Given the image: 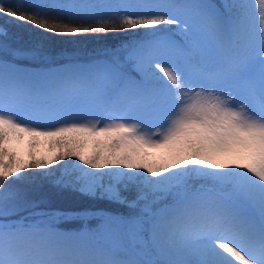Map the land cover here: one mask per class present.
<instances>
[{"label": "snow or ice", "instance_id": "snow-or-ice-1", "mask_svg": "<svg viewBox=\"0 0 264 264\" xmlns=\"http://www.w3.org/2000/svg\"><path fill=\"white\" fill-rule=\"evenodd\" d=\"M14 22L143 31L83 58ZM0 264H264V0H0Z\"/></svg>", "mask_w": 264, "mask_h": 264}, {"label": "rangeland", "instance_id": "rangeland-1", "mask_svg": "<svg viewBox=\"0 0 264 264\" xmlns=\"http://www.w3.org/2000/svg\"><path fill=\"white\" fill-rule=\"evenodd\" d=\"M217 3L220 2V0H215ZM25 2H28V0H25ZM15 24H19L18 27L10 25V33H9V39H15L19 37V43L21 45H27V44H32V43H41L43 45H46L49 48H52L59 44L60 42H64V36H57L52 33H47L44 32L43 30L40 29H35L34 27L30 25H24L20 22H14ZM143 30H130L124 37H116L115 33H107V34H85V35H79L78 41L73 42V46L77 45L80 46V44L84 45L86 49L83 50H76L74 48H60L57 49L56 51H53L54 53H66V54H76L81 57H88L95 55L98 52H102L107 49L108 45H111L113 48H109L107 50H112L117 48V44H122L127 43L130 39H132L134 36H136L137 32H142ZM29 42V43H28ZM72 46V47H73ZM20 151L22 153H25V158L26 152H27V144L25 143L24 145L20 146ZM39 153H42L44 155H51L48 151V146L46 144H42L39 149ZM69 163H79V161L75 158H68L67 160L61 161L60 164L55 165L54 167L60 168V165L62 164H69ZM46 193V198L49 201L50 205H56V204H63L66 203V205H75L76 202H81L83 207H89V209L93 210H98V211H104V212H109V213H116L119 211H125L124 209L119 208V206L116 205H111L108 204L107 202H96V201H89L86 198H83L79 193L74 192L72 190H63V191H58L54 189H45ZM67 201V202H62V201ZM54 209H62V208H57L55 206H51ZM64 209V208H63ZM65 210H70L71 209H65ZM72 210H78V209H72ZM96 219L90 218L87 221L88 227H95L96 226ZM60 225L66 226V228L69 227L70 230H75L79 227L82 226L81 222L78 221H61ZM62 230L65 228L61 227Z\"/></svg>", "mask_w": 264, "mask_h": 264}, {"label": "trees", "instance_id": "trees-1", "mask_svg": "<svg viewBox=\"0 0 264 264\" xmlns=\"http://www.w3.org/2000/svg\"><path fill=\"white\" fill-rule=\"evenodd\" d=\"M127 33H115L116 37H124ZM74 41H78V37L77 36H64V42H60L59 44H57L56 46L52 47V48H49L51 51H56L57 49H60V48H63V49H66V48H74L76 50H83V49H86V47L82 44H80V46H77V45H74L73 46V42ZM29 43V42H28ZM31 44V43H30ZM73 46V47H72ZM120 47V44H117V48ZM109 48H113L111 47V45H108L107 46V49ZM94 55L92 56H89V57H93ZM62 202H67L66 200L65 201H62ZM50 206H55V207H68V208H75V209H79V208H82L83 205L81 204V202H76L75 205H66V203H63V204H54V205H50Z\"/></svg>", "mask_w": 264, "mask_h": 264}]
</instances>
